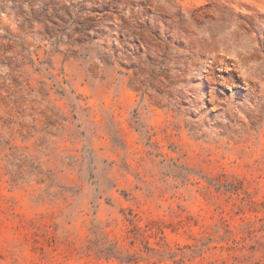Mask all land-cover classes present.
Wrapping results in <instances>:
<instances>
[{
  "label": "rangeland",
  "instance_id": "374dc122",
  "mask_svg": "<svg viewBox=\"0 0 264 264\" xmlns=\"http://www.w3.org/2000/svg\"><path fill=\"white\" fill-rule=\"evenodd\" d=\"M0 264H264V0H0Z\"/></svg>",
  "mask_w": 264,
  "mask_h": 264
}]
</instances>
